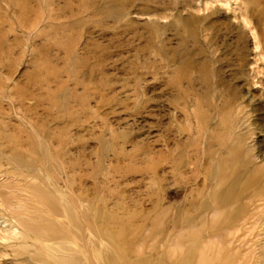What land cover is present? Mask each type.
<instances>
[{
  "label": "rangeland",
  "instance_id": "1",
  "mask_svg": "<svg viewBox=\"0 0 264 264\" xmlns=\"http://www.w3.org/2000/svg\"><path fill=\"white\" fill-rule=\"evenodd\" d=\"M263 245L264 0H0V264Z\"/></svg>",
  "mask_w": 264,
  "mask_h": 264
},
{
  "label": "bare ground",
  "instance_id": "2",
  "mask_svg": "<svg viewBox=\"0 0 264 264\" xmlns=\"http://www.w3.org/2000/svg\"><path fill=\"white\" fill-rule=\"evenodd\" d=\"M105 1H108L109 3H113V0H105ZM116 3H117V1H116ZM177 12H178V11H177ZM175 17H176V16H175ZM177 17H178V19H180L179 22L182 21V23H184V24H186V25H191V24L194 23V19H192L191 17H189V18H182V16H181L180 13L177 14ZM229 138H230V137H229ZM229 138H228V139H229ZM235 140H236V138H235ZM242 140H243V139H242ZM233 144H234V143H233ZM238 145H239V144H238ZM209 146H210V145H209ZM226 146H228V145H226ZM232 147H234V146H232ZM236 147H237V146H236ZM234 149H235V148H234ZM230 151H231V150H230ZM246 151H247V150H246ZM246 151H245V152H246ZM227 153H228V151H227ZM233 153H234V151L232 152V154H233ZM227 156H228V155H227ZM233 156H234V155H233ZM233 156H232V157H233ZM220 157H221V156H220ZM222 158H223V157H222ZM227 159H228V158H227ZM229 159H230V158H229ZM231 159H232V158H231ZM231 159H230V160H231ZM230 160H228V161H230ZM232 160H233V159H232ZM225 161H226V160H225ZM228 161H226V162H228ZM221 162H222V161H221ZM226 162H225V163H226ZM210 163H212V162H210ZM229 163H230V162H229ZM226 165H227V164H226ZM223 168H224V166H223ZM227 169H228V168H226V170H227ZM239 169H241V168H239ZM256 169H257V168H256ZM206 170H208V168H207ZM226 170H225V171H226ZM210 171H211V169H210ZM221 172H222V171H221ZM226 172H227V171H226ZM208 174H209V173H208ZM225 174H226V173H225ZM237 175H238V174H237ZM221 176H222V175H221ZM223 176H224V175H223ZM229 176H230V175H229ZM227 177H228V176L226 175L225 178L227 179ZM231 177H232V176H231ZM228 178H230V177H228ZM233 178H234V177H233ZM237 178H238V177H237ZM239 178H240V176H239ZM231 180H232V179H231ZM243 180H244V179H243ZM243 180H242V181H243ZM259 181H260V179H259ZM243 182H244V181H243ZM240 183H241V182H240ZM258 183H259V182H257V184H258ZM231 185H233V184H231ZM254 185H255V184H254ZM237 186H238V185H237ZM235 187H236V186H235ZM235 187H234V188H235ZM257 187H258V186H257ZM215 188H217V186H216ZM226 188H227V186H226ZM231 189H232V188H231ZM209 190H210V189H209ZM218 190H219V189H218ZM232 191H233V190H232ZM232 191H231V192H232ZM225 195H226V194H225ZM260 195H261V194H260ZM227 196H228V195H227ZM230 196H231V195H230ZM231 197H232V196H231ZM229 199H230V198H229ZM214 200H215V198H214ZM214 200L212 199V201H214ZM219 203H221V201H220ZM221 205H222V204H221ZM217 207H218V206H217ZM221 207H222V206H221ZM217 209H218V208H217ZM256 225H257V224H256ZM252 226H253V225H252ZM253 227H254V226H253ZM253 227H252V228H253ZM45 229H46V228H45ZM29 230H30V229H29ZM31 230H32V229H31ZM31 230H30V231H31ZM49 230H51V228H50ZM49 230L46 231L47 234H48V231H49ZM57 230H58V229H57ZM250 230H251V228H250ZM30 231H29V232H30ZM33 231H34V230H33ZM105 232H106V231H105ZM35 233H36V232H35ZM43 233H44V232H43ZM49 233H50V231H49ZM52 233H53V232H52ZM100 233H101V232H100ZM107 233H108V232H107ZM44 234H45V233H44ZM44 234H43V235H44ZM103 234H104V233H103ZM38 235H39V234H38ZM49 235H50V234H49ZM104 235H105V234H104ZM104 235H103V236H104ZM51 236H52V235H51ZM86 236H87V235H86ZM99 236H100V235H99ZM109 236H110V235H109ZM101 237H102V235H101ZM105 237H106V236H105ZM107 237H108V236H107ZM107 237H106V238H107ZM83 238H84V237H83ZM95 239H97V238H95ZM95 239H94V240H95ZM103 239H104V238H103ZM81 240H82V239H81ZM106 240H108V238H107ZM111 240H112V239H111ZM80 242H81V241H80ZM92 242H93V241H92ZM97 242H99V241H97ZM103 242H104V241H103ZM116 242H117V241H116ZM100 243H101V242H100ZM104 243H105V242H104ZM114 243H115V242H114ZM254 243H256V242H254ZM57 244H58V243H57ZM82 244H84V243H83V240H82ZM94 244H95V243H94ZM107 244H108V242H107ZM107 244H106V246H107ZM58 245H59V246H58L57 248H59L61 245H65V244L62 243V244L60 245V243H59ZM113 245H114V244H113ZM35 246H36V245H35ZM52 246H54V245H52ZM98 246H99V244H98ZM98 246H96V247H98ZM263 246H264V245H263ZM83 247H84V245H83ZM110 247H111V246H110ZM23 248H24V249H27L28 247H27V246H25V247L23 246ZM23 248H22V249H23ZM61 248H62V247H61ZM73 248H74V247H73ZM59 249H60V248H59ZM59 249H58V250H59ZM103 249H104V248H103ZM60 250H61V249H60ZM66 250H67V249H66ZM105 250H106V249H105ZM107 250H108V248H107ZM113 250H115V249L113 248ZM54 251H55V250H54ZM63 251H64V249H63ZM69 251H70V250H69ZM109 251H110V249H109ZM36 252H37V251H36ZM75 252H76V250H75ZM101 252H102V251H101ZM112 252H113V251H112ZM39 253H40V252H39ZM42 253H43V252H42ZM70 253L72 254V251H70ZM103 253H104V252H103ZM116 253H117V252H116ZM52 254H53V253H52ZM100 254H101V253H100ZM114 254H115V253H114ZM114 254L112 253V255L115 257ZM44 255H45V254H44ZM55 255H56V254H55ZM55 255H54V256H55ZM252 255H253V254H252ZM50 256H52V255H50ZM61 256H62V255H61ZM73 256H74V254H73ZM110 256H111V254H110ZM113 256H112V257H113ZM42 257H43V256H42ZM42 257H40V258H42ZM45 257H46V256H45ZM67 257H68V256H67ZM76 257H77V256H76ZM76 257H75V258H76ZM78 257H79V256H78ZM48 258H50V257H48ZM56 258H57V255H56ZM65 258H66V257H65ZM262 258H263V257H262ZM43 259H44V257H43ZM72 259H74V258H72ZM72 259H71V260H72ZM79 259H80V258H79ZM110 259H111V258H110ZM140 259H141V258H140ZM140 259H139V260H140ZM39 260H40V259H39ZM65 260H66V259H65ZM87 260H88V258H87ZM113 260H114V259H113ZM113 260H112V261H113ZM42 261H43V260H42ZM46 261H47V260H46ZM48 261H49V260H48ZM66 261H67V260H66ZM66 261H65V263H66ZM76 261H77V263H78V261H80V260H77V258H76ZM98 261H99V259H98ZM102 261H103V260H102ZM102 261L100 260V262H102ZM110 261H111V260H110ZM115 261H117V260H115ZM142 261H143V260H142ZM90 262H91V261H90ZM93 262H94V261H93ZM108 262H109V260H108ZM139 262H140V261H139ZM41 263H42V262H41ZM44 263H45V262H44ZM95 263H96V262H95ZM109 263H110V262H109ZM262 263H263V262H262ZM50 264H52V263H50ZM53 264H54V263H53ZM63 264H64V263H63ZM68 264H69V263H68ZM92 264H94V263H92ZM102 264H103V263H102ZM107 264H108V263H107ZM110 264H111V263H110ZM115 264H116V263H115ZM128 264H129V263H128ZM259 264H260V263H259Z\"/></svg>",
  "mask_w": 264,
  "mask_h": 264
}]
</instances>
